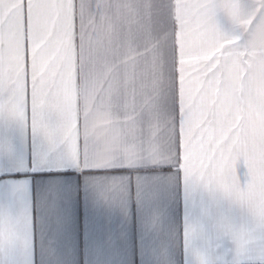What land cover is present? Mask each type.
Segmentation results:
<instances>
[{
    "label": "snow or ice",
    "instance_id": "obj_1",
    "mask_svg": "<svg viewBox=\"0 0 264 264\" xmlns=\"http://www.w3.org/2000/svg\"><path fill=\"white\" fill-rule=\"evenodd\" d=\"M254 4L0 0V157L30 132L38 164L173 161L189 188L246 210L250 226L225 214L238 250L264 247V0ZM14 195L0 190V203ZM12 233L0 222V246Z\"/></svg>",
    "mask_w": 264,
    "mask_h": 264
},
{
    "label": "crops",
    "instance_id": "obj_2",
    "mask_svg": "<svg viewBox=\"0 0 264 264\" xmlns=\"http://www.w3.org/2000/svg\"><path fill=\"white\" fill-rule=\"evenodd\" d=\"M219 22L236 31L226 16ZM37 159L30 132L0 157V190L15 194L0 203L14 237L0 246V264H264V247L254 243L237 259L224 234L225 214L250 226L246 210L189 188L173 161L93 171ZM236 175L244 186L242 161Z\"/></svg>",
    "mask_w": 264,
    "mask_h": 264
},
{
    "label": "clouds",
    "instance_id": "obj_3",
    "mask_svg": "<svg viewBox=\"0 0 264 264\" xmlns=\"http://www.w3.org/2000/svg\"><path fill=\"white\" fill-rule=\"evenodd\" d=\"M241 161L246 165V162H245L243 156H239V157L236 158V161H235V168H236L237 164H238L239 162H241ZM246 166H247V165H246ZM236 178L238 179V177H236ZM238 180H239V179H238ZM243 253H244V252H242L241 250H238V249L236 248V257H237V259L241 258V257L243 256Z\"/></svg>",
    "mask_w": 264,
    "mask_h": 264
}]
</instances>
